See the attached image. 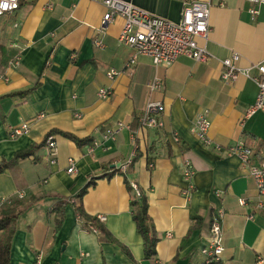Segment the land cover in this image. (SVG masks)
<instances>
[{"label":"crops","instance_id":"crops-1","mask_svg":"<svg viewBox=\"0 0 264 264\" xmlns=\"http://www.w3.org/2000/svg\"><path fill=\"white\" fill-rule=\"evenodd\" d=\"M121 1L173 22L180 20L184 6V0ZM198 1L210 5L209 33L197 39L209 57L200 62L181 55L169 66L156 65L146 55L126 66L132 51L118 41L124 20L102 25L101 0H26L0 17V162L45 141L0 173V198L8 199L0 207L19 194L27 203L37 198L16 220L10 264H205L202 249L209 244L210 221L218 210L223 211L224 251L218 262L208 264L264 259V204L258 206L254 180L239 157L225 153L226 146L244 142L253 164L264 160V108L242 124L258 86L242 74L233 82L221 77V61L233 53L240 57V68L258 74L253 66L264 61V3ZM109 70L118 74L110 79ZM155 77L162 87L150 92ZM102 87L111 90L105 99L97 94ZM148 99L164 105L161 128H142L137 122ZM204 111L208 136L223 147L221 152L191 130ZM118 122L130 129L104 139V130ZM24 123L27 131L10 137V130ZM63 132L92 142L78 146ZM48 137L54 142L53 163ZM133 149L124 173L111 169ZM69 158L74 160L71 173ZM186 160L195 169L188 198L181 192ZM91 180L80 200L82 210L105 216L103 227L114 241L82 229L77 218V194ZM130 182L144 195L158 238L150 258L132 218ZM59 198L67 203L58 226L52 208Z\"/></svg>","mask_w":264,"mask_h":264},{"label":"built area","instance_id":"built-area-1","mask_svg":"<svg viewBox=\"0 0 264 264\" xmlns=\"http://www.w3.org/2000/svg\"><path fill=\"white\" fill-rule=\"evenodd\" d=\"M26 0H0V17L16 11L20 5ZM96 1V0H93ZM105 12L102 16L101 24L108 25L114 22L117 18L124 20L123 27L118 35V41L131 49L132 53L126 62V66H130L135 63L139 55H146L150 57L154 64L171 65L179 56L184 55L192 58L195 61H206L209 57L205 48L200 47L197 43L198 38H205L210 30L209 27V10L210 5L207 1L198 0H184V6L181 12V17L178 22H173L162 17L150 14L144 10L134 7L130 3L123 2L121 0H101ZM252 4L264 3V0H247ZM251 15H255L257 10L250 8ZM100 42L98 41L97 44ZM239 55L233 53L230 57H227L221 61L223 65V71L221 77L229 82H233L237 77L242 74L251 78L258 86V94L253 104H251L244 112L242 124L245 119L252 116L256 111L264 108V61H261L254 65L258 71L257 75H250L251 68L242 69L238 66ZM19 56L16 55L13 59V64H17ZM118 71L109 70L107 72L108 78L112 79ZM149 91H158L162 87V81L158 78H153L148 85ZM111 93V90L106 87H102L98 90V97L101 99L107 98ZM164 111V105L157 100L148 99L144 110L137 117V122L142 128H161L163 122L160 115ZM210 122L207 117V112H200L197 114L196 119L192 125V132L204 145L213 146L214 150L221 152L223 147L214 143L208 136ZM122 128H129V125L118 122L113 127H108L103 132V138L114 139L116 134ZM28 126L24 123L20 127H16L10 130V137H15L21 133L26 132ZM132 140H135V134L133 131L130 134ZM177 140V137H174ZM46 143L49 147L48 155L50 161L54 162L55 150L54 142L51 138L46 139ZM98 144L94 142L93 146ZM93 146H89L88 153H92ZM225 153L227 155L235 154L239 157L240 162L244 167L248 169V173L253 178L255 186L258 192L257 204L259 207H263L264 204V160L259 164L252 163V150L244 142H238L233 145L225 147ZM135 156V150L133 149L130 155L126 159L116 160L111 169L124 173L132 164V159ZM69 167L67 172L71 173L75 170L74 160L68 159ZM152 166V164H150ZM194 175L195 169L190 161H184L182 178L183 187L181 189L182 194L185 197H189L194 190ZM130 186L136 196H140V190L134 182H130ZM19 198L22 194L18 195ZM8 201L7 198H0V206ZM244 203L243 201H240ZM97 219L101 222L105 220V216L97 215ZM222 217L223 211L218 210L215 215L212 216L209 226V244L202 249L205 255V264L211 262H218L224 251L223 238H222ZM78 218V217H77ZM79 220V218H78ZM89 229L92 232H96V229L89 224ZM170 234L168 233V236ZM257 264H264L263 258L256 260Z\"/></svg>","mask_w":264,"mask_h":264},{"label":"trees","instance_id":"trees-1","mask_svg":"<svg viewBox=\"0 0 264 264\" xmlns=\"http://www.w3.org/2000/svg\"><path fill=\"white\" fill-rule=\"evenodd\" d=\"M35 1V0H32ZM15 54V53H14ZM12 54V56L14 55ZM53 132V131H52ZM64 136L68 137L72 140L76 145L83 146L88 145L92 142L89 138H79L70 133L63 132ZM44 142L34 145L33 147L17 152L12 159L3 160L0 162V173L5 169L10 168L17 164V162L25 158L27 156L32 155L37 148H40ZM92 180L89 181L86 185H84L78 192L77 198L79 203L74 205L75 212L77 217L79 218L81 228L84 230L91 231L88 227L91 224L95 229V234L99 235V238L102 240L114 241L110 235L107 233L105 228L103 227V222L97 219L96 216H87L82 210L81 207V197L86 192L87 188L92 185ZM133 191V190H132ZM36 197H34L31 202L36 201ZM27 203L24 200L19 199V197H11L9 202L0 207V264H10V246L11 241L15 232V223L21 212L31 203ZM67 201L64 199H58L54 208H52V212L56 217V224L59 226L63 217V208L66 205ZM130 207L132 211V218L136 224L137 232L141 235L143 239V249L145 258H150L155 254V245L158 240L156 236V232L153 228V224L148 215V204L143 194L140 193V196H134V198L130 201Z\"/></svg>","mask_w":264,"mask_h":264},{"label":"rangeland","instance_id":"rangeland-1","mask_svg":"<svg viewBox=\"0 0 264 264\" xmlns=\"http://www.w3.org/2000/svg\"><path fill=\"white\" fill-rule=\"evenodd\" d=\"M257 264V263H256Z\"/></svg>","mask_w":264,"mask_h":264}]
</instances>
